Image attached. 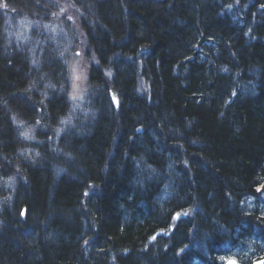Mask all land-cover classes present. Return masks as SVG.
I'll list each match as a JSON object with an SVG mask.
<instances>
[{
  "label": "trees",
  "instance_id": "trees-1",
  "mask_svg": "<svg viewBox=\"0 0 264 264\" xmlns=\"http://www.w3.org/2000/svg\"><path fill=\"white\" fill-rule=\"evenodd\" d=\"M260 258L264 0H0V264Z\"/></svg>",
  "mask_w": 264,
  "mask_h": 264
},
{
  "label": "rangeland",
  "instance_id": "rangeland-1",
  "mask_svg": "<svg viewBox=\"0 0 264 264\" xmlns=\"http://www.w3.org/2000/svg\"><path fill=\"white\" fill-rule=\"evenodd\" d=\"M60 14L61 12L58 14V17ZM75 24L76 21L74 22L71 19L70 24L68 25L70 34L72 36L73 42H75V47H76V49L73 51L72 57H70L69 59L70 62L68 64L69 78L71 80V94L69 95V99L72 100L73 102L79 100L83 96L86 90L87 74H88L89 64H91V62H88L85 59L83 37L80 31L77 29L78 27ZM20 27L21 25H19V28ZM49 27L42 26V29L45 32L50 33L52 36H55V34H57L56 32H58L59 29L56 28L50 29L51 27L50 28ZM56 45H59L60 47L62 46L60 44H56ZM59 57H61L62 59L63 56L59 55ZM76 108L77 107H73V110H75Z\"/></svg>",
  "mask_w": 264,
  "mask_h": 264
},
{
  "label": "water",
  "instance_id": "water-1",
  "mask_svg": "<svg viewBox=\"0 0 264 264\" xmlns=\"http://www.w3.org/2000/svg\"><path fill=\"white\" fill-rule=\"evenodd\" d=\"M114 102V104H116V102L115 101H113ZM262 262H264V260H262V261H259V262H256V263H254V264H262Z\"/></svg>",
  "mask_w": 264,
  "mask_h": 264
},
{
  "label": "snow or ice",
  "instance_id": "snow-or-ice-1",
  "mask_svg": "<svg viewBox=\"0 0 264 264\" xmlns=\"http://www.w3.org/2000/svg\"><path fill=\"white\" fill-rule=\"evenodd\" d=\"M233 95H235V94H233ZM262 264H264V262H262Z\"/></svg>",
  "mask_w": 264,
  "mask_h": 264
},
{
  "label": "bare ground",
  "instance_id": "bare-ground-1",
  "mask_svg": "<svg viewBox=\"0 0 264 264\" xmlns=\"http://www.w3.org/2000/svg\"><path fill=\"white\" fill-rule=\"evenodd\" d=\"M251 264H253V262Z\"/></svg>",
  "mask_w": 264,
  "mask_h": 264
}]
</instances>
